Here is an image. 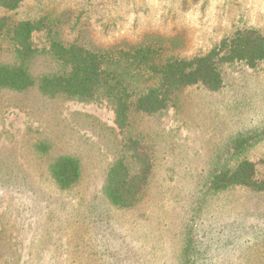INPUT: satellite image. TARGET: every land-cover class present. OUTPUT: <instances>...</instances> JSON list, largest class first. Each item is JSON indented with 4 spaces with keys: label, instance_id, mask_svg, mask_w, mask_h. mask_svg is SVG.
Segmentation results:
<instances>
[{
    "label": "rangeland",
    "instance_id": "1",
    "mask_svg": "<svg viewBox=\"0 0 264 264\" xmlns=\"http://www.w3.org/2000/svg\"><path fill=\"white\" fill-rule=\"evenodd\" d=\"M3 15L44 16L63 43L158 45L166 58L206 51L238 27L264 34V0H22L15 12L0 8ZM49 40L32 36L39 50ZM13 62L0 37V65ZM28 67L35 76L57 68L41 52ZM223 74L219 91L189 87L163 113L133 119L127 132L152 146L154 169L130 209L110 205L101 189L123 137L109 102L0 89V264H180L188 236L206 254L198 264H264V192L236 187L207 195L196 209L217 153L238 133L264 130V63ZM38 144L48 152L38 153ZM247 155L264 157V138ZM61 156L81 166L68 190L48 173Z\"/></svg>",
    "mask_w": 264,
    "mask_h": 264
},
{
    "label": "trees",
    "instance_id": "2",
    "mask_svg": "<svg viewBox=\"0 0 264 264\" xmlns=\"http://www.w3.org/2000/svg\"><path fill=\"white\" fill-rule=\"evenodd\" d=\"M21 2L0 0V8L6 13L15 12ZM41 32L50 40L47 49L39 50L32 36ZM0 37L10 42L14 55L13 63L0 65V89L33 88L49 98L109 102L113 123L123 137L101 189L108 203L119 209L133 208L140 201L154 169L152 146L127 132L133 119L163 113L174 105L179 92L189 87L219 91L224 85V67L242 64L253 69L264 63V34L253 27H238L193 56L167 58L158 45L95 50L77 42L63 43L53 37L44 16L25 20L0 16ZM39 52L50 56L56 70L38 76L30 72L28 65ZM263 138L264 130L238 133L217 153L201 183L197 210L203 198L212 193L236 187L264 192V176L259 172L264 157L251 160L247 155ZM35 150L45 154L49 147L38 144ZM48 173L59 190H68L79 182L81 166L77 159L61 156L48 165ZM191 238L188 236L183 243L180 264L206 263V254Z\"/></svg>",
    "mask_w": 264,
    "mask_h": 264
}]
</instances>
